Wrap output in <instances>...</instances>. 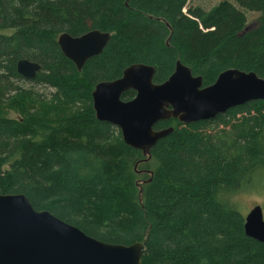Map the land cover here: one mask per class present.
I'll list each match as a JSON object with an SVG mask.
<instances>
[{"label":"trees","instance_id":"1","mask_svg":"<svg viewBox=\"0 0 264 264\" xmlns=\"http://www.w3.org/2000/svg\"><path fill=\"white\" fill-rule=\"evenodd\" d=\"M194 1L0 0V108L19 118L0 117V195L22 194L106 244L143 242L141 264H264V244L245 235L233 202L264 194V101L187 125L158 122L154 130L173 131L145 162L92 109L94 86L132 64L152 66L154 83L177 60L203 86L228 69L264 79V0ZM92 30L110 40L77 71L57 38ZM21 59L40 65L32 81L18 75Z\"/></svg>","mask_w":264,"mask_h":264},{"label":"water","instance_id":"2","mask_svg":"<svg viewBox=\"0 0 264 264\" xmlns=\"http://www.w3.org/2000/svg\"><path fill=\"white\" fill-rule=\"evenodd\" d=\"M247 30V29H246ZM245 30V31H246ZM110 40L109 33L97 30L72 37L59 35L63 56L81 71L91 58L100 55ZM40 65L21 59L18 75L32 81ZM155 69L132 64L113 81L97 83L91 92L95 119L118 129L123 143L150 158L155 144L171 134V127L154 130L160 121L177 120L191 124L214 119L229 109L253 101H264V79L253 72L228 69L203 86L200 76L179 60L172 74L154 83ZM133 92L127 101L122 97ZM244 233L264 244V217L259 206L244 217ZM144 243L112 245L87 236L48 211H36L22 195H0V264H141ZM171 264V263H159Z\"/></svg>","mask_w":264,"mask_h":264},{"label":"rangeland","instance_id":"3","mask_svg":"<svg viewBox=\"0 0 264 264\" xmlns=\"http://www.w3.org/2000/svg\"><path fill=\"white\" fill-rule=\"evenodd\" d=\"M220 1L221 0H197V1H194L192 3V5L198 4V5H202V7L207 8L208 6H210V7L215 6ZM187 10L188 9L185 8L184 12L187 13ZM245 17H246L247 25L249 26V28L252 27L254 16L250 15L249 13H245ZM19 86H23L26 89L32 88V89H34L35 92H38L40 95H43L45 97H47L53 91L52 89H49L47 87H42L39 85H33L32 83H29V82H26L25 84H21ZM0 117L10 118V119H19L17 113H15L11 109H6L4 107L0 108ZM220 128H222V127L220 126ZM114 129H116V128H114ZM116 130L118 131V129H116ZM135 171L137 173H140V172H143L144 170L135 168ZM142 174H140V175H142ZM149 175H150V177H152V173ZM137 182L142 184L143 182H145V180L138 178ZM233 202L236 205V208L238 209V211L244 217L247 215V213L251 209H253L256 206L261 207L263 217H264V194L256 195V194L243 193V194H240V195L236 196L235 198H233Z\"/></svg>","mask_w":264,"mask_h":264}]
</instances>
